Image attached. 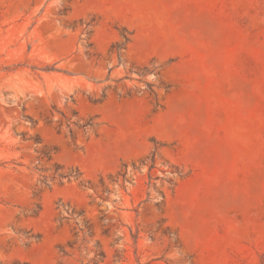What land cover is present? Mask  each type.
<instances>
[{
    "label": "rangeland",
    "instance_id": "1",
    "mask_svg": "<svg viewBox=\"0 0 264 264\" xmlns=\"http://www.w3.org/2000/svg\"><path fill=\"white\" fill-rule=\"evenodd\" d=\"M0 264H264V0H0Z\"/></svg>",
    "mask_w": 264,
    "mask_h": 264
},
{
    "label": "trees",
    "instance_id": "2",
    "mask_svg": "<svg viewBox=\"0 0 264 264\" xmlns=\"http://www.w3.org/2000/svg\"><path fill=\"white\" fill-rule=\"evenodd\" d=\"M130 42V37L127 36L125 38V44ZM67 122H68V127L71 128V125H73L77 130H80L82 132H86L88 129H92L96 126L93 118H89L88 120H82L81 118H78L76 120L70 121L69 118H67ZM71 134H73L72 129L69 130ZM157 152V147H155L153 153H152V158L151 161L154 162V156ZM44 154V152H42ZM45 155V154H44ZM50 159V158H49ZM57 166V170L52 174L51 179H59V181H62L64 178L65 179H70V178H74L75 174H73L72 170H64V166L60 165V164H56ZM42 186H48L49 183L47 182V179H42L41 180ZM42 192V189H38L37 192L35 193L38 197H40V194ZM39 207V206H38ZM98 255L100 256V258L104 257L103 251L99 250Z\"/></svg>",
    "mask_w": 264,
    "mask_h": 264
}]
</instances>
